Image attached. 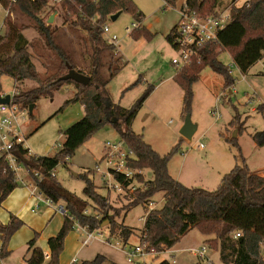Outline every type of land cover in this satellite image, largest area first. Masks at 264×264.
<instances>
[{"label": "trees", "instance_id": "trees-1", "mask_svg": "<svg viewBox=\"0 0 264 264\" xmlns=\"http://www.w3.org/2000/svg\"><path fill=\"white\" fill-rule=\"evenodd\" d=\"M50 1L18 0L10 5L7 0H0L3 8L10 7L13 16L16 15L18 19L26 18L31 22V26L25 25L6 16L4 31L0 28V75L11 77L15 81L14 90L17 95L14 104L30 113V107L33 106L35 110L41 98H53L65 86H73L77 92L71 100L64 103L61 110L71 103H81L85 110V116L64 132L62 149L55 156L32 155L24 147V143H15L11 150L16 164L27 173L26 183L36 185L38 191L53 203L65 204L63 226L56 236L47 241L49 254L36 245L39 235L35 233L27 244V263L60 264L65 239L76 223L91 231L107 229L108 234L118 240L121 248L129 246L130 239L136 235L135 231L124 223H119L117 218L123 212L127 213L142 205L146 216L140 240L158 252L155 259L165 250L175 247L196 228L209 238L206 243L219 251L221 264H264V176L251 172L238 139L227 140V143L237 148L239 155L236 156L235 167L223 175L217 189L209 191L187 187L169 172L170 161L177 154L179 146L162 156L145 142L143 135L132 129L140 110L153 94L154 86L150 85L130 109L110 101L108 85L122 70L125 61L117 56V48L105 40L102 26L118 12L131 14L141 24L145 15L136 3L133 0H65L53 6L52 9L62 15L63 24L80 34L81 57L87 64L84 70L74 51L59 41L58 28L41 17ZM164 1L167 8H174L179 0ZM236 1L233 0L226 6L225 0H185L182 6L181 11L196 13L201 17H215L231 10L230 21L218 33L217 39L198 48L197 57L192 63L177 70L175 74L174 81L184 92V119L192 110L194 85L206 68L224 78L225 89L234 87L235 79L219 59L223 52L230 53L235 67L242 74H247L264 59V0H249L241 6ZM29 27L37 31L46 48L58 60L53 72L47 76H41L33 62L30 48L34 47L35 42L29 41L24 35ZM175 28L166 37L170 45H173ZM131 35L135 40L152 37L141 26ZM69 68L88 76L90 83L82 86L73 81L60 80L68 73ZM27 82L36 85L25 89ZM137 84L138 82L130 88ZM259 111L264 117L263 105L259 106ZM33 112L30 113L31 116ZM230 125L235 126V120ZM109 126L133 151L134 158L130 165L140 172L135 179L142 184L135 193L126 195L127 203L121 208L109 202L110 194L104 196L99 193L98 189L101 188L93 181V169H86L82 174L76 175L85 183V199L66 190L56 178H48L59 165H67V158H73L94 135ZM251 137L258 147H264V131L256 132ZM145 171L152 172L153 178L147 179ZM20 185L6 156H1L0 206ZM159 193L164 194L163 205L148 211L149 205L154 203V196ZM89 207L93 208L95 215L85 214ZM105 223L107 225L103 226ZM24 226L25 223L14 215H10L7 224L0 222V261L11 255L10 241ZM237 232H241L239 238L234 237ZM82 264L112 263L98 255L94 260ZM159 264L170 262L163 260Z\"/></svg>", "mask_w": 264, "mask_h": 264}, {"label": "rangeland", "instance_id": "rangeland-1", "mask_svg": "<svg viewBox=\"0 0 264 264\" xmlns=\"http://www.w3.org/2000/svg\"><path fill=\"white\" fill-rule=\"evenodd\" d=\"M139 1L147 3L151 8L155 0ZM232 1L225 0V5L229 6ZM245 1L237 0L236 4L241 6ZM158 2L163 9L162 1L158 0ZM184 2L185 0H179L176 7L183 6ZM135 3L146 15L139 4ZM52 8L53 6H47L41 17L48 23L51 17L54 18L50 25L58 28L59 41L74 51L76 59L82 64L81 68L86 70L87 64L81 57L82 47L78 37L80 34L64 25L62 15ZM5 16L6 12L0 4V28H2ZM160 16L167 17L158 22L153 18L149 20V24L153 25V30H148L152 37H141L138 40L126 33V28L136 23L131 14L123 13L117 21L107 22L111 32L119 37L117 49L121 51L125 61L122 70L110 81L107 88L113 104L130 109L150 85L156 86L164 78L173 77L176 74L177 69L173 65V60L178 58V54L167 42V35L163 33L168 29L171 21L175 20V14L161 12ZM11 19L31 26V22L26 18L18 19L14 15ZM154 30L157 32H153ZM24 35L29 41L35 42L30 52L41 76L52 73L58 60L46 48L37 31L29 27ZM219 59L226 67L234 63L229 52H223ZM262 74H264V59L254 65L247 74H242L234 66L232 76L235 79V85L231 89H225L224 78L210 68H206L193 88L194 100L190 115L192 123L197 126V132L191 140L185 139L180 134L184 125V92L175 81H168L154 91L140 110L132 129L135 133L143 135L145 142L162 156L179 146L177 154L170 161L169 169L172 176H178L181 183L187 187H199L209 191L217 189L223 175L229 173L237 163L238 150L227 143V140L235 136L251 172L264 174V147H258L251 137L256 132L264 131V117L259 111V106L264 104V76ZM136 82L138 84L130 88ZM34 85L36 84L33 82H27L25 89ZM0 88V95L11 96L15 89V81L11 77L0 75ZM73 92V86H65L61 91L56 92L53 98H41L32 116L26 113L21 122L20 131L24 145L35 156H55L62 149L64 132L85 116L81 103H71L61 110L64 103L74 97ZM217 107L221 112L219 119L212 114V110ZM233 120H235V126L232 127L230 123ZM119 140L118 133L111 126L99 131L83 146L87 152L84 153L83 149H79L75 156L67 161V165L61 164L56 168L57 181L66 190L85 199V183L75 175L82 174L86 169H94L104 155L105 144L117 143ZM200 144H204L205 149H201ZM24 174L25 170L21 169L20 175L24 176ZM145 176L147 179L153 178L152 172L149 171H145ZM93 181L101 188L102 181L98 173ZM98 191L101 195H108L105 189H98ZM119 194L111 191L109 198L117 208L127 203V196H119ZM163 198L162 193L154 196L153 202L157 208L163 205ZM57 206H65V204L60 202ZM88 211L89 215H95L92 207H89ZM145 216L146 210L140 205L127 213L123 212L120 218H117L119 223H124L135 231L136 237L133 242L138 241L137 236L142 232ZM74 231L76 230H71L68 235ZM98 233L102 234V237ZM95 236L103 240V243L110 241L116 245L118 242L115 238L111 239L107 229L99 230ZM208 239L195 228L177 244L173 254L167 252L157 259L150 257L154 261H150L149 264H159L165 259L170 264H221L219 251L212 249L206 243ZM47 241L48 239L42 240L38 246L47 250ZM203 246L207 249L206 258L194 256L190 252L191 249H200ZM27 248L24 245L17 249L20 250L17 253L24 255ZM262 255L264 259V246Z\"/></svg>", "mask_w": 264, "mask_h": 264}, {"label": "built area", "instance_id": "built-area-1", "mask_svg": "<svg viewBox=\"0 0 264 264\" xmlns=\"http://www.w3.org/2000/svg\"><path fill=\"white\" fill-rule=\"evenodd\" d=\"M9 4H14L18 0H7ZM34 1V0H33ZM65 0H51L48 6H56ZM249 1L246 0L244 4ZM7 16L13 15L10 13V7L4 8ZM231 10L228 9L225 12L219 14L218 16H208L201 17L196 13H189L186 11H181L180 21L175 28L173 34V48L178 54V58L173 60V65L177 70L182 69L192 63L193 59L197 57V49L205 45L207 42L215 41L218 37V33L224 29V27L229 23ZM140 27L139 23L132 24L131 27L126 28V33L131 35L134 30ZM102 31L105 40L108 44L114 45L116 48L119 43V37L111 32V29L107 24L102 26ZM230 65L227 67V71L232 75V69L234 67ZM17 92L14 90L13 94L10 96L9 105H0V143H1V155L6 156L10 163V166L15 171L17 180L20 183H24L20 177L21 167L16 164L14 156L11 154V150L15 143H24L21 134L22 121L27 111L21 110L16 104H14V98ZM5 96V95H1ZM212 114L219 119L221 116L220 108L217 107L212 110ZM205 139V138H203ZM201 149H205L204 144H200ZM134 158L133 151L126 146V144L119 140L117 143H106L104 146V155L98 162V164L93 169L95 175L98 173L101 177L102 186L101 189L107 190L108 194L111 191L120 193L119 196H126L128 194L135 193L142 184H139L135 179V176L139 174V171L134 170L130 163ZM70 158H67L69 161ZM41 178V176H39ZM49 179L56 178L55 171L48 175ZM57 179V178H56ZM30 187L33 190H38L36 185L32 184ZM110 198V197H109ZM46 203L48 206H52L51 200L44 199L40 200ZM111 203V201L109 200ZM157 206L152 203L148 207V211L156 209ZM59 211L64 212V207L60 206ZM89 215V211L85 212ZM100 219V216H97ZM145 221V217L143 218ZM74 230L81 233L85 239L83 244L88 245L92 240L96 239V232L99 230L91 231L88 227H84L78 223L75 224ZM100 237L102 234L98 233ZM241 232L235 233L234 237L239 238ZM125 252L127 264H148L147 260L150 257L158 255V252L149 248L147 244L140 241L137 245H129L122 248ZM171 250V249H170ZM170 250H165L161 254L170 252ZM190 252L197 257L206 258L207 249L202 247L200 249H191ZM73 264H77L74 260Z\"/></svg>", "mask_w": 264, "mask_h": 264}, {"label": "crops", "instance_id": "crops-1", "mask_svg": "<svg viewBox=\"0 0 264 264\" xmlns=\"http://www.w3.org/2000/svg\"><path fill=\"white\" fill-rule=\"evenodd\" d=\"M155 1L154 3H152V7L149 8L150 6H148L147 3L145 2L143 3V2H140L139 0H135V2L139 4L140 8L146 14L145 15L146 18L140 24V26L146 29L147 31L148 30L152 31L153 25L149 24V20H151V18H153L156 22H158V21L166 19L167 17V16L161 17L160 16L161 12L174 13L175 20H172L169 26L167 27L168 29L163 31V33L168 36L180 21L182 6L174 7V8H167L165 6V1L161 0L162 8H163L161 9L160 2H158V0H155ZM6 16L3 20V24L1 28L3 31H4V21L6 19ZM153 32H157V31L154 30ZM117 56L123 58L121 51L118 49H117ZM262 76H264V74H262ZM174 77L175 75L173 77L164 78L162 81L159 82V84L154 86L155 88L154 91L158 87L163 86L168 81H174ZM76 92L77 91L74 88L73 94L75 95ZM261 105L264 106V104H261ZM86 144H84L83 146H85ZM83 146L80 149H83V152L85 153L87 152V150L84 149ZM24 147L27 148L25 145ZM48 149L49 148H47V150ZM30 153L34 155L31 150H30ZM1 156L2 155L0 154V157ZM169 172H170V169H169ZM26 174L27 173L25 171L24 176L20 175L24 183H21L20 187L15 189L0 206V222L1 223L7 224L9 222L10 215H14L15 217L19 218L25 223V226L20 231H18L12 237L10 241L9 249L11 250V255L6 259L1 260L0 264H28L27 263V259L29 257L28 248L24 255H19L17 252L20 250H17V249L24 245L28 247L27 244L31 239H33L34 233H38V234L40 233L39 240L36 243V245L38 246V243H40L42 240H46V239L56 236L60 232L63 226V223H64V218H65L64 212L58 210V208L60 207V206H57L58 203L52 206H48L46 203L40 201L46 198L38 190H33L30 187L31 185L30 182L26 183L25 181ZM255 174L264 176V174H261V173L260 174L255 173ZM172 177L181 183V180L179 179L178 176L175 177L173 175ZM41 209H42V213H40ZM134 237H136V235H134L130 239L129 245H137L141 241L140 235H139L137 236L138 241L133 242V240L135 239ZM113 238L114 237H112L111 239ZM84 239L85 237L81 233H78L77 231H74L70 235L67 236V238L65 239L64 250L60 256V264H73L74 260L77 261V264H82V262L94 260L98 255L104 256L108 260V263L127 264L125 252L120 247L119 242H117L116 245H113L112 242L106 241L105 243H103L102 242L103 240L96 238L90 242L91 244L89 243L90 245L89 244L84 245L83 244ZM0 246H1V241H0ZM175 247H173L170 250L171 254L174 253ZM43 251L46 254H49L48 249L47 250L44 249ZM150 261L152 262L154 261V259L148 258L147 260L148 264L150 263Z\"/></svg>", "mask_w": 264, "mask_h": 264}, {"label": "water", "instance_id": "water-1", "mask_svg": "<svg viewBox=\"0 0 264 264\" xmlns=\"http://www.w3.org/2000/svg\"><path fill=\"white\" fill-rule=\"evenodd\" d=\"M122 15V12H118L114 16L110 18V21L115 22L118 20V18ZM53 17L50 18L49 24L53 22ZM60 80L62 81H73L77 84H80L82 86H87L90 83V78L82 73L77 72L76 70H73L69 68L68 73L63 76ZM11 97L9 95L7 96H1L0 95V105H9L10 104ZM34 107L31 106L29 112H33ZM197 132V126L192 123L191 115L188 114L184 119V125L182 126L180 130V134L185 139L191 140L195 133ZM236 138V136H235ZM76 176V175H75ZM107 223H105L103 226H106Z\"/></svg>", "mask_w": 264, "mask_h": 264}]
</instances>
